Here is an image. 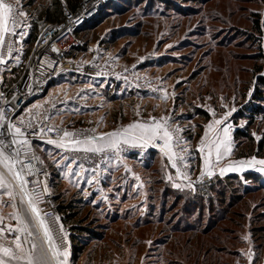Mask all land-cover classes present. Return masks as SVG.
Segmentation results:
<instances>
[{"label": "rangeland", "instance_id": "rangeland-1", "mask_svg": "<svg viewBox=\"0 0 264 264\" xmlns=\"http://www.w3.org/2000/svg\"><path fill=\"white\" fill-rule=\"evenodd\" d=\"M41 2L25 8L20 0L27 13L21 18L29 23L28 42ZM256 13L261 21L264 0H107L86 22L97 20L80 35L76 55L95 57L104 75L119 67L128 81L111 85L71 73L57 77L44 97L63 104L55 118L94 129L98 136L130 123H152L150 117H164L169 130L176 131L169 148L163 140L129 143L124 155L105 159L87 153L74 164L71 158L61 159L56 145L41 147L52 193L60 200L75 199L77 220L94 231L73 262L63 226L66 264H193L197 256H186L197 242L210 240L215 246L205 258L219 264H264V249L256 250L249 234L252 219H260L255 226L264 225V186L254 189L241 178L252 172L264 183V165L258 163L264 151L260 157L236 156L264 145V102L256 119H237L257 77H264V35L253 28ZM225 113L230 114L225 118ZM236 128L247 129L251 139L235 140ZM229 174L240 183L227 184V192L215 180ZM97 175L99 183L93 179ZM189 228L194 232L182 233Z\"/></svg>", "mask_w": 264, "mask_h": 264}, {"label": "snow or ice", "instance_id": "snow-or-ice-1", "mask_svg": "<svg viewBox=\"0 0 264 264\" xmlns=\"http://www.w3.org/2000/svg\"><path fill=\"white\" fill-rule=\"evenodd\" d=\"M27 16V13L21 10L20 0H0V63L4 61L3 49L6 47L7 52L11 54L13 52V37H22L25 35L22 31L18 32L17 29L28 27V25L20 19V17ZM53 52H58L59 49L52 47ZM19 58L17 57V60ZM54 61H47V66L52 67ZM55 71V69H53ZM2 95V94H0ZM15 106L13 105V108ZM235 109H233L234 111ZM31 114V113H30ZM230 113H225V118ZM33 119L35 116L33 115ZM50 117L43 116L42 120H48ZM152 123H130L125 127L113 130L108 133H100L99 138L95 135L88 133H94V129L81 130L78 133L72 134L67 131H63L57 125H44L39 131H36L37 126L28 120L21 118L18 122H14L7 114V112L0 108V165L3 166L4 171L0 172V189H3V196L9 197V201L0 202V207H3L5 203L11 206L14 211L10 214V218L16 221L15 225L0 226V264H20L24 261L25 264H66L67 249L64 247L66 236L59 237V243L54 238L52 227L53 224L59 223V217L55 216L51 221L46 219V213H43L39 207L40 195L48 193L49 189L45 184L42 188L40 195L36 193H30L26 189L28 181L24 179L25 175L31 174V171L25 172V168H29V165L23 164V159L38 160V157L33 153L31 156L27 154L31 151V145L29 143L28 136H44L45 129L48 132L56 130L57 132H63L62 136L56 139L48 138V143L56 145L60 149H64L65 152L73 153H91L101 154L103 158L108 159V152L110 150L118 154L121 151L122 145H127L131 141L140 140L143 142H149L153 140H163L164 147L169 148L170 142L173 140V132L170 131L168 126V120L164 117H160L158 120L155 117L149 118ZM215 124H221L220 120H216ZM210 130L213 125L209 124ZM31 130V131H30ZM224 137L227 138L229 128L224 126ZM82 137V138H81ZM10 138V139H9ZM68 138V139H65ZM203 139V138H202ZM8 141L7 145L5 141ZM224 141H221L223 144ZM177 145L180 143V138L176 137ZM18 146V147H17ZM220 144L217 145V151H219ZM22 151L24 155L22 156ZM183 151V149H181ZM72 159V163H76V159ZM61 159L68 161L70 157L68 155H62ZM171 159V157H170ZM256 160L255 157L252 158ZM58 167L61 166L60 161L54 160ZM260 165H264V160H259ZM21 165L17 168V165ZM63 167H69L68 164L62 165ZM83 167L82 165L80 166ZM172 167H176V163H172ZM39 170V169H38ZM95 171V169H93ZM5 172L11 175L18 183L13 186L11 183L6 182ZM45 176L47 173H44ZM76 176H79V172H75ZM203 175V173H202ZM209 176L212 173H208ZM96 183H99V176L93 178ZM93 179H89L88 183H93ZM137 179H139L137 177ZM33 184L38 183L32 181ZM192 187L191 184L188 185ZM14 187H18L20 190L21 198L19 205L16 202V193ZM178 187V185H177ZM26 198V199H25ZM3 224V217H0V225ZM58 231L64 233L63 225H59ZM4 233H10L14 237L7 245L4 241ZM23 233V237L21 236ZM39 241V243H38ZM147 243H151L150 241ZM30 245V247H25ZM39 249V255H35ZM249 260H252V256L249 254Z\"/></svg>", "mask_w": 264, "mask_h": 264}, {"label": "built area", "instance_id": "built-area-1", "mask_svg": "<svg viewBox=\"0 0 264 264\" xmlns=\"http://www.w3.org/2000/svg\"><path fill=\"white\" fill-rule=\"evenodd\" d=\"M105 1L107 0H82L73 12L69 11L62 4L63 20L58 24L45 25L32 43L27 40L29 23L26 19L20 17L28 27L21 26L17 31H22L25 35L22 37H13L14 50L9 54L5 47L3 49L4 61L0 63V94H2L0 95V108L4 109L14 122H18L23 118L25 123H27L31 119L37 126L36 131H39L41 127L47 124L57 125L63 131L72 134L78 133L83 128L75 124H67L55 118L57 111L63 110V104H59L56 101L49 102V99L44 101V97L47 96L54 80L65 73H71L88 77L92 80L102 79L103 81H109L111 85L117 82L120 85L126 84L128 79L119 67H116L111 73H105L104 75L101 71L103 66L98 67L99 64L96 62L95 57L86 58L82 55H76L82 46V42L75 35L76 31L95 16L97 9ZM53 45L59 49L58 52L52 51ZM17 57L19 58L18 60ZM50 60L54 61L52 67L47 66V61ZM13 105L15 106L14 108ZM33 115L35 119H33ZM43 116H48L50 119L42 120ZM88 134L98 137L94 133ZM62 135V131L57 132L53 130L48 132L46 129L44 136L29 135L28 139L31 145V151L27 155L31 156L34 153L38 157V160L23 159V164L29 165V168H25L24 171H31V174L24 176V179L28 181L26 185L27 191L40 195L45 184L49 189L48 193L40 195L39 202L40 209L43 213L48 214L46 219L49 221L55 216L60 218V215L53 201L54 194L51 190V173L47 165L42 161L40 151L43 145L51 144L48 143V138L56 139ZM5 143L7 145L8 141L6 140ZM152 146L158 147V145ZM56 149L60 155H68L71 159L79 157L77 159L79 161L88 156L87 153L83 152H65L64 149L58 147ZM127 151L126 145H122L121 151L118 154L110 150L108 156L112 154L124 155ZM21 154L22 156L24 155L23 151ZM20 166L18 164L17 168ZM3 171V166L0 165V172ZM44 173H47V175L45 176ZM5 176L6 182L11 183L13 186L18 183L6 172ZM34 180L38 183L33 184L32 181ZM2 190L0 189V192ZM14 191L18 204L21 198L20 190L18 187H14ZM59 225H61L60 221L58 224L52 225L54 229L53 235L58 243L59 237L65 235L66 241L64 247L67 249V234L58 231Z\"/></svg>", "mask_w": 264, "mask_h": 264}, {"label": "trees", "instance_id": "trees-1", "mask_svg": "<svg viewBox=\"0 0 264 264\" xmlns=\"http://www.w3.org/2000/svg\"><path fill=\"white\" fill-rule=\"evenodd\" d=\"M82 0H45V2L39 3V8L35 11V18L32 23V28H31V34L29 36V41L32 43L35 40V37L37 33L45 26L48 24H58L60 23L63 18V10H62V4L66 6V8L73 12L80 4ZM35 3V0H23V6L25 8L33 6ZM31 13V12H30ZM33 14V13H32ZM30 14V15H32ZM97 20H93L92 22L85 24L81 28H79L76 31V37L80 40V35L89 29L91 27L95 26ZM253 21V28L254 30L258 33L259 36L264 35V16L263 19L260 21L259 15L256 13L254 17L252 18ZM114 40V36L111 37V41ZM82 47V46H81ZM80 47V48H81ZM79 48V49H80ZM260 69H258L259 71ZM52 85V84H51ZM262 102H264V77L263 76H258L257 77V82L254 85V88L252 90V94L247 100V102L244 104V106L240 109L239 113L237 114V119L246 117L248 119H256L257 115H260L262 113ZM203 114V113H202ZM206 116V115H204ZM250 123V122H249ZM233 138L235 140H240V139H245V140H250L251 136L248 133V130H241L236 128V130L233 133ZM258 147V152H248L246 154H240L239 152L236 153L237 157L241 156H248V155H254L255 157H260L262 155V152L264 151V145L262 142L258 143L256 145ZM250 150V147L247 148ZM243 180L248 181L249 183H252V186L257 187L259 186H264L262 178L252 172H244L241 176ZM239 179L237 175L235 174H229L225 176V178L220 179L216 178L215 182L217 185H221L224 189H229L227 184H231L232 182L236 181L237 183L239 182ZM208 183V182H207ZM205 185V184H203ZM257 185V186H256ZM202 186V185H201ZM226 189V191H227ZM210 192V191H209ZM228 192V191H227ZM53 201L56 204L57 211L60 215V224L63 225L64 227H67L68 229V239L70 242V251H71V260L73 262L77 261L78 258L81 256L84 247L87 245V239H92L94 238V231L91 230L89 227L83 226L84 221H79L77 220L78 218V211L77 209L79 206L76 204V200H60V196L54 195L53 196ZM231 207V206H230ZM248 209V208H247ZM241 214V213H238ZM241 220H243V214ZM252 219L249 223V234L251 239L253 238V243L255 244L256 250L264 249V236H262V233L264 232V225H259L255 226V223L260 220L259 218ZM92 225V224H91ZM238 224V228H239ZM92 232V233H91ZM194 231L192 228L190 229H184L182 233H193ZM86 238V241H85ZM219 245L220 241L216 240ZM187 243H191V240H187ZM178 245V244H177ZM208 245V246H207ZM258 245V246H257ZM211 246H215L213 241L210 240V242H197L194 250L186 256V258H190L191 256H197V259L193 260V264H198V258L202 251L205 252V256H208V251L210 250ZM218 249H222L220 246H218ZM201 264H219V260L215 259L212 257L211 258H205L204 261Z\"/></svg>", "mask_w": 264, "mask_h": 264}, {"label": "crops", "instance_id": "crops-1", "mask_svg": "<svg viewBox=\"0 0 264 264\" xmlns=\"http://www.w3.org/2000/svg\"><path fill=\"white\" fill-rule=\"evenodd\" d=\"M114 130H116V129H114ZM97 138H99V136ZM142 142L143 141H140V140H134V141H131L130 143H133L135 145H141ZM60 156H62V155H60ZM2 193H3V190H2V192H0V202L9 201V197L3 196ZM18 205H19V203H18ZM13 211H14V209L11 206H9L7 203H5V205L3 207H0V217H3V224L0 226H7V225H15L16 224V221L14 219L10 218V214L13 213ZM3 235H4V241L3 242L6 245L8 243H10V241L14 238L12 236V234H10V233H4ZM23 235L24 234L21 233L22 237H23ZM38 243H39V241H38ZM25 247L26 248L30 247V245H25ZM34 254L38 256L39 255V249H37V252ZM20 264H25V262L21 261Z\"/></svg>", "mask_w": 264, "mask_h": 264}]
</instances>
